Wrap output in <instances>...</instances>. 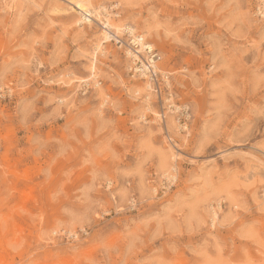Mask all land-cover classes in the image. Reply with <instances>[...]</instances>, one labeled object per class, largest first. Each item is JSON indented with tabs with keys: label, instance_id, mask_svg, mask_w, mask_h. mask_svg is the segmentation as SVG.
I'll return each mask as SVG.
<instances>
[{
	"label": "rangeland",
	"instance_id": "rangeland-1",
	"mask_svg": "<svg viewBox=\"0 0 264 264\" xmlns=\"http://www.w3.org/2000/svg\"><path fill=\"white\" fill-rule=\"evenodd\" d=\"M0 264H264V0H0Z\"/></svg>",
	"mask_w": 264,
	"mask_h": 264
},
{
	"label": "built area",
	"instance_id": "built-area-1",
	"mask_svg": "<svg viewBox=\"0 0 264 264\" xmlns=\"http://www.w3.org/2000/svg\"><path fill=\"white\" fill-rule=\"evenodd\" d=\"M111 38L117 45L123 46L124 44H127L133 55L145 54V63L142 65V71L146 73L150 80H154V78L157 77V63L160 60L159 53L145 41L143 36L131 35L129 36L128 42H123L122 38L119 36Z\"/></svg>",
	"mask_w": 264,
	"mask_h": 264
},
{
	"label": "bare ground",
	"instance_id": "bare-ground-1",
	"mask_svg": "<svg viewBox=\"0 0 264 264\" xmlns=\"http://www.w3.org/2000/svg\"><path fill=\"white\" fill-rule=\"evenodd\" d=\"M73 5H74V8L79 11L81 16L84 17V20L89 21L90 18H92L93 16H97L95 14V12L93 10L89 9L83 2L77 1V2L73 3ZM106 27L111 29L110 24H106ZM127 29H129V28L127 27ZM129 31H132V29H129ZM114 36H117V33H112V32L109 31V36L108 37L111 38V37H114ZM131 54H132V56H134L133 53H131Z\"/></svg>",
	"mask_w": 264,
	"mask_h": 264
}]
</instances>
